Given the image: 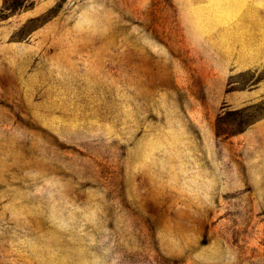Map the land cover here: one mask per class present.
Instances as JSON below:
<instances>
[{"label":"rangeland","instance_id":"rangeland-1","mask_svg":"<svg viewBox=\"0 0 264 264\" xmlns=\"http://www.w3.org/2000/svg\"><path fill=\"white\" fill-rule=\"evenodd\" d=\"M0 264H264V0H0Z\"/></svg>","mask_w":264,"mask_h":264},{"label":"trees","instance_id":"trees-1","mask_svg":"<svg viewBox=\"0 0 264 264\" xmlns=\"http://www.w3.org/2000/svg\"><path fill=\"white\" fill-rule=\"evenodd\" d=\"M4 8L5 9H11L12 11H14V10H16L17 7H15L14 5H8L5 3Z\"/></svg>","mask_w":264,"mask_h":264}]
</instances>
